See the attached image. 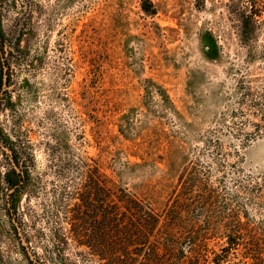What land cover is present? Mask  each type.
<instances>
[{"label":"rangeland","instance_id":"rangeland-1","mask_svg":"<svg viewBox=\"0 0 264 264\" xmlns=\"http://www.w3.org/2000/svg\"><path fill=\"white\" fill-rule=\"evenodd\" d=\"M142 1L0 0V264H107L105 210L187 176L264 237V0Z\"/></svg>","mask_w":264,"mask_h":264},{"label":"trees","instance_id":"trees-1","mask_svg":"<svg viewBox=\"0 0 264 264\" xmlns=\"http://www.w3.org/2000/svg\"><path fill=\"white\" fill-rule=\"evenodd\" d=\"M151 6L152 0L141 3L142 9L149 13H153ZM241 21L244 33L249 18L244 16ZM190 179L181 177L177 194L164 208L157 209L143 199L124 196L119 200L122 212L103 211L101 222H107L116 234L103 243L109 255H116L107 264H128L133 252L137 257L146 255L145 259L156 260V264L158 260H166V264H264V237L240 219L241 212L233 213L229 222L218 226L192 218L197 204L200 214L207 211L212 189L206 183L207 186L203 183L193 189L194 182ZM195 200L198 201L194 204ZM130 235L136 248L130 246Z\"/></svg>","mask_w":264,"mask_h":264},{"label":"flooded vegetation","instance_id":"flooded-vegetation-1","mask_svg":"<svg viewBox=\"0 0 264 264\" xmlns=\"http://www.w3.org/2000/svg\"><path fill=\"white\" fill-rule=\"evenodd\" d=\"M19 40V36L17 38V42ZM3 45V41H2V36L0 35V56H1V66L3 68V66L5 64H7L6 59H4L5 57H3L4 55V49L2 47ZM5 83V82H4ZM13 173V182H12V187L16 190L17 188H21L22 186H24L25 183V179H24V175H23V171H17L16 169H12L11 170V174Z\"/></svg>","mask_w":264,"mask_h":264},{"label":"water","instance_id":"water-1","mask_svg":"<svg viewBox=\"0 0 264 264\" xmlns=\"http://www.w3.org/2000/svg\"><path fill=\"white\" fill-rule=\"evenodd\" d=\"M24 243V241L22 240V244ZM29 254V256H31V254L30 253H28Z\"/></svg>","mask_w":264,"mask_h":264}]
</instances>
